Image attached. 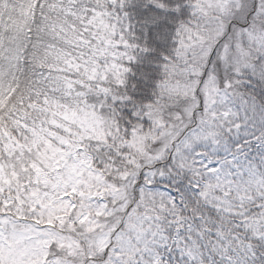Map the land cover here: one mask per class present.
Masks as SVG:
<instances>
[{
    "label": "snow or ice",
    "instance_id": "1",
    "mask_svg": "<svg viewBox=\"0 0 264 264\" xmlns=\"http://www.w3.org/2000/svg\"><path fill=\"white\" fill-rule=\"evenodd\" d=\"M0 264H264V0H0Z\"/></svg>",
    "mask_w": 264,
    "mask_h": 264
}]
</instances>
